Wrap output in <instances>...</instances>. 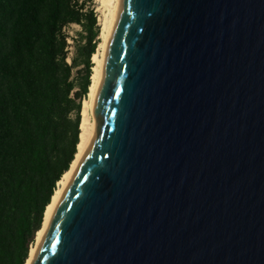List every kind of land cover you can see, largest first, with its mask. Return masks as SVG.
Segmentation results:
<instances>
[{
  "label": "water",
  "instance_id": "95a60500",
  "mask_svg": "<svg viewBox=\"0 0 264 264\" xmlns=\"http://www.w3.org/2000/svg\"><path fill=\"white\" fill-rule=\"evenodd\" d=\"M94 111L32 264H264V0H121Z\"/></svg>",
  "mask_w": 264,
  "mask_h": 264
},
{
  "label": "trees",
  "instance_id": "16d2710c",
  "mask_svg": "<svg viewBox=\"0 0 264 264\" xmlns=\"http://www.w3.org/2000/svg\"><path fill=\"white\" fill-rule=\"evenodd\" d=\"M99 29L93 0H0V264H25L74 159Z\"/></svg>",
  "mask_w": 264,
  "mask_h": 264
},
{
  "label": "bare ground",
  "instance_id": "6f19581e",
  "mask_svg": "<svg viewBox=\"0 0 264 264\" xmlns=\"http://www.w3.org/2000/svg\"><path fill=\"white\" fill-rule=\"evenodd\" d=\"M95 1L99 4V8L103 13V19L100 24L101 27L99 29L98 36L100 41L97 45L96 52L91 57L93 65L91 69L88 93L82 100L77 151L75 153L74 159L69 166V169L62 175L61 179L58 181L57 188L55 189L51 197L50 203L45 208L42 225L35 234V240L29 249V254L25 261V264H32L38 245L44 236L50 216L63 192L64 187L74 174L76 168L80 164L82 158L84 157L85 153L87 152L88 148L90 147L98 133L99 120L94 111L95 97L102 78L107 44L117 19L121 0Z\"/></svg>",
  "mask_w": 264,
  "mask_h": 264
},
{
  "label": "rangeland",
  "instance_id": "374dc122",
  "mask_svg": "<svg viewBox=\"0 0 264 264\" xmlns=\"http://www.w3.org/2000/svg\"><path fill=\"white\" fill-rule=\"evenodd\" d=\"M93 3H94V7H95V11H96V14H97V19H98V25H99V28L101 27V21L103 19V13L102 11L100 10L99 8V4L93 0ZM80 30V27L77 26V25H71L69 28H68V32L70 35H74L76 31Z\"/></svg>",
  "mask_w": 264,
  "mask_h": 264
}]
</instances>
